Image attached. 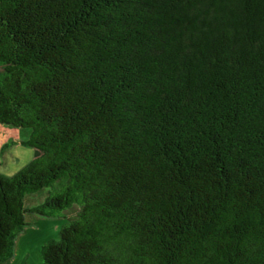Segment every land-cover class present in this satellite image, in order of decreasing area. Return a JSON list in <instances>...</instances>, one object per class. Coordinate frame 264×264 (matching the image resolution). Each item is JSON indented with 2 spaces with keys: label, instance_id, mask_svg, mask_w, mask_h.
<instances>
[{
  "label": "trees",
  "instance_id": "1",
  "mask_svg": "<svg viewBox=\"0 0 264 264\" xmlns=\"http://www.w3.org/2000/svg\"><path fill=\"white\" fill-rule=\"evenodd\" d=\"M0 123V264H264V0H0Z\"/></svg>",
  "mask_w": 264,
  "mask_h": 264
},
{
  "label": "rangeland",
  "instance_id": "2",
  "mask_svg": "<svg viewBox=\"0 0 264 264\" xmlns=\"http://www.w3.org/2000/svg\"><path fill=\"white\" fill-rule=\"evenodd\" d=\"M29 129L0 123V173L12 175L25 165L33 155V147L22 143ZM40 190L27 194L25 203L39 202ZM29 224L16 238L14 255L2 264H41V245L50 238H56L59 229L69 216H45L35 212L27 213Z\"/></svg>",
  "mask_w": 264,
  "mask_h": 264
}]
</instances>
